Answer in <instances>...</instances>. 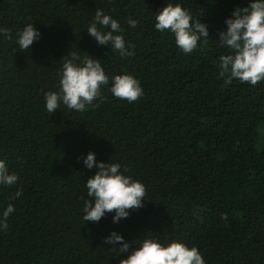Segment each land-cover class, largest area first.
<instances>
[{"label":"trees","instance_id":"trees-1","mask_svg":"<svg viewBox=\"0 0 264 264\" xmlns=\"http://www.w3.org/2000/svg\"><path fill=\"white\" fill-rule=\"evenodd\" d=\"M167 3L207 25L206 45L202 39L184 54L174 34L156 30ZM249 3L0 0V28L12 34H0V159L18 176L0 185V216L14 205L7 228L0 226V264H119L146 238L194 246L205 264H264V81L227 82L218 67L230 54L219 32ZM96 9L118 20L132 56L88 34ZM31 23L40 37L20 50L17 33ZM71 52L100 59L109 84L98 107L78 112L61 103L48 113L45 93L59 91ZM125 73L144 91L133 103L109 91L112 77ZM90 151L145 185L143 207L118 223L114 212L83 220L86 181L96 172L84 166ZM17 190L22 195L10 200ZM113 231L130 243L128 252L104 241Z\"/></svg>","mask_w":264,"mask_h":264},{"label":"clouds","instance_id":"clouds-1","mask_svg":"<svg viewBox=\"0 0 264 264\" xmlns=\"http://www.w3.org/2000/svg\"><path fill=\"white\" fill-rule=\"evenodd\" d=\"M157 31H170L174 34L175 44L184 54H191L209 39L208 27L199 18L193 19L191 13L180 4L167 3L155 17ZM131 27L137 21L129 19ZM226 31L219 32V44L227 47L230 54L219 57V76H227V82L238 79L252 86L264 81V0H250L247 7L236 8L232 17L225 20ZM104 29H108L105 31ZM88 34L95 38L99 45H110L112 52L121 57L132 56L123 37V29L118 20L96 9L94 21L87 28ZM0 34L11 40V30L0 28ZM20 50L27 51L39 39L40 32L32 23L17 33ZM134 48V46H131ZM71 59L63 62L59 81V91L45 93L46 109L54 113L61 103L70 110L84 112L89 107H98L94 103L101 97V89L109 84V76L101 66L100 59L91 55L81 57L76 52L70 53ZM76 61H81L76 63ZM109 91L114 97L133 103L143 94L140 81L131 74H120L112 77ZM79 159V158H78ZM84 166L96 172L86 181L89 199H84L83 220L98 223L106 213H115L113 222L118 223L127 218L130 211L143 207L146 199V188L143 183L124 175L119 163H110L95 159V153L89 152L84 158ZM18 181L15 173H10L8 165L0 159V185L11 187ZM22 190H17L9 199L19 198ZM14 211L9 203L0 216V226L7 228V218ZM222 220H227L222 215ZM107 244L119 245L118 252H128L130 243L122 235L113 231L104 237ZM119 264H205V260L196 247L189 248L182 242L173 241L167 246L155 239L146 238L139 247L130 252Z\"/></svg>","mask_w":264,"mask_h":264},{"label":"rangeland","instance_id":"rangeland-1","mask_svg":"<svg viewBox=\"0 0 264 264\" xmlns=\"http://www.w3.org/2000/svg\"><path fill=\"white\" fill-rule=\"evenodd\" d=\"M260 132H261V137L263 138V137H264V136H263V135H264V127H261V128H260Z\"/></svg>","mask_w":264,"mask_h":264}]
</instances>
